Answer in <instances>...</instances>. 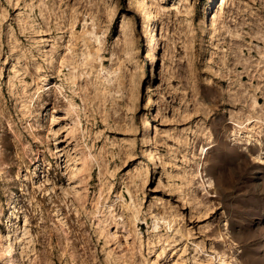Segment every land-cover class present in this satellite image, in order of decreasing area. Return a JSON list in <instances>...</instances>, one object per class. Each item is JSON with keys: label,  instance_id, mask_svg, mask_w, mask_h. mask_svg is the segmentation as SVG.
<instances>
[{"label": "rangeland", "instance_id": "374dc122", "mask_svg": "<svg viewBox=\"0 0 264 264\" xmlns=\"http://www.w3.org/2000/svg\"><path fill=\"white\" fill-rule=\"evenodd\" d=\"M215 2L0 0V264H264V0Z\"/></svg>", "mask_w": 264, "mask_h": 264}, {"label": "bare ground", "instance_id": "6f19581e", "mask_svg": "<svg viewBox=\"0 0 264 264\" xmlns=\"http://www.w3.org/2000/svg\"><path fill=\"white\" fill-rule=\"evenodd\" d=\"M223 5V0H216L215 2V7L216 9L218 10L219 8H221ZM211 10V9H210ZM215 10V9H214ZM214 11H211L208 16H207V21H209L210 23L213 22V20L215 19V15H212ZM215 13V12H214ZM166 30L164 28V26L162 25L158 30H157V33L155 35H152L151 37V42L152 44H155L157 43V41L160 39V38H163L164 37V34H165ZM206 33V32H205ZM261 34V33H260ZM258 35V33H257ZM260 36V35H258ZM262 36V34H261ZM262 39H264V36H262ZM154 46V45H152ZM264 55V53H263ZM263 66H264V59H263ZM264 69V68H263ZM264 71V70H263ZM253 104L256 105L258 104V102L256 101V99H253ZM259 120H262V122H264V118H261L259 115H249L246 119H244L243 121H241L240 123H245V122H253V121H259ZM150 126V121H147V125H145V128L144 129H147L149 128ZM148 139L147 140H150V136L147 137ZM147 157L146 159H153L154 158V150L153 149H149L147 151ZM16 264V263H15Z\"/></svg>", "mask_w": 264, "mask_h": 264}]
</instances>
